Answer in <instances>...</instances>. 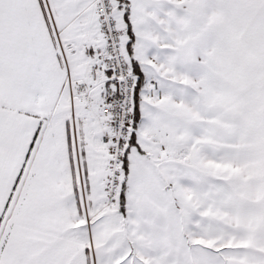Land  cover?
Instances as JSON below:
<instances>
[{"label":"snow or ice","instance_id":"1","mask_svg":"<svg viewBox=\"0 0 264 264\" xmlns=\"http://www.w3.org/2000/svg\"><path fill=\"white\" fill-rule=\"evenodd\" d=\"M0 264H264V0H0Z\"/></svg>","mask_w":264,"mask_h":264}]
</instances>
